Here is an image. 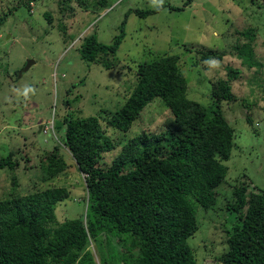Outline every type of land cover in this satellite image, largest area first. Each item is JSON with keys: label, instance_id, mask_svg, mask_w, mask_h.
Wrapping results in <instances>:
<instances>
[{"label": "trees", "instance_id": "16d2710c", "mask_svg": "<svg viewBox=\"0 0 264 264\" xmlns=\"http://www.w3.org/2000/svg\"><path fill=\"white\" fill-rule=\"evenodd\" d=\"M31 1L23 5L29 7ZM75 2L96 12L108 7L111 0ZM191 2L129 9L111 43L99 41L95 34L83 39L78 48L81 59L112 68L128 14L146 17L164 7L179 11ZM45 15L50 19L49 13ZM238 34L248 41L237 45V57L247 67L257 66L251 44L256 28ZM182 45L186 50L192 48ZM194 48L198 58L207 63L222 55L212 48ZM179 58L164 54L139 63L129 95L111 112L104 127L95 115L66 113L62 143L85 175V214L62 222L56 218V204L69 197L67 187L49 184L67 168L58 145L46 154L42 168V181L49 185L28 193L18 191L10 156L0 158V169L8 168L11 177L8 195L0 198V264H94L87 249L91 243L101 264H199L188 238L199 226L197 207L203 211L210 208L217 198L216 188L226 178L225 162L234 146V129L221 104L237 101L231 82L239 71L227 66V78L212 82L211 102L203 105L187 96V79ZM74 87L71 84L67 94ZM154 101L168 112L158 127L124 136ZM241 101L251 108L246 98ZM64 103H69L67 96ZM107 128L115 135L108 134ZM116 147L109 166L100 167L97 163L102 155ZM224 210L234 218L224 228L225 246L217 259L221 264H264V192L245 182L235 184ZM114 236L121 242L122 252L113 248Z\"/></svg>", "mask_w": 264, "mask_h": 264}, {"label": "rangeland", "instance_id": "374dc122", "mask_svg": "<svg viewBox=\"0 0 264 264\" xmlns=\"http://www.w3.org/2000/svg\"><path fill=\"white\" fill-rule=\"evenodd\" d=\"M24 1L0 0V158L10 156L15 164L21 193L49 184L68 188L69 197L55 206L59 222L86 212L85 175L62 143L67 112L75 117L95 115L104 127L111 112L129 95L138 64L164 54L179 55L187 96L203 105L211 102L212 82L227 78V66L239 71L231 82L237 101L221 104L234 129V146L225 162L226 178L216 188L214 204L204 211L197 207L199 226L188 238L199 264H221L217 256L225 246L223 231L234 218L232 212L224 210L232 186L245 182L264 192V0H192L179 11L164 7L146 17L131 12L110 69L81 59L78 48L85 37L95 34L109 44L129 9H151L160 2L181 6L185 0H111L108 7L96 12L84 10L75 0H33L29 7ZM250 27L256 28L251 44L259 64L247 67L237 57V45L248 41L238 32ZM184 43L192 48L184 49ZM200 46L222 52L221 58L201 61L194 48ZM108 58L112 60V56ZM27 59L34 63L18 75ZM71 84L75 87L67 94ZM25 89L30 91L25 93ZM244 98L252 103L251 108L242 103ZM165 110L158 101L147 105L124 136L157 128L168 115ZM107 133L115 135L111 128ZM54 145L59 146V156L67 168L46 185L42 168ZM118 147L103 154L97 164L109 166ZM10 186L8 168L0 169V198L8 195ZM111 244L122 252L115 236ZM87 249L94 264H101L95 244Z\"/></svg>", "mask_w": 264, "mask_h": 264}, {"label": "water", "instance_id": "95a60500", "mask_svg": "<svg viewBox=\"0 0 264 264\" xmlns=\"http://www.w3.org/2000/svg\"><path fill=\"white\" fill-rule=\"evenodd\" d=\"M33 63H34L33 60H31V59H27V60L25 61V64H24L23 69H22L21 71L18 72V75H21L22 72H23V71H26V70H27V69H28Z\"/></svg>", "mask_w": 264, "mask_h": 264}, {"label": "clouds", "instance_id": "9594fccd", "mask_svg": "<svg viewBox=\"0 0 264 264\" xmlns=\"http://www.w3.org/2000/svg\"><path fill=\"white\" fill-rule=\"evenodd\" d=\"M28 91H30V89H25V93H27Z\"/></svg>", "mask_w": 264, "mask_h": 264}]
</instances>
